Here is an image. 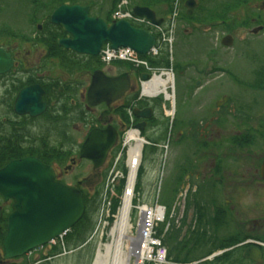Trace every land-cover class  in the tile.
<instances>
[{
  "label": "flooded vegetation",
  "instance_id": "obj_1",
  "mask_svg": "<svg viewBox=\"0 0 264 264\" xmlns=\"http://www.w3.org/2000/svg\"><path fill=\"white\" fill-rule=\"evenodd\" d=\"M196 2L192 14L184 4L188 16H194L200 8L201 3ZM157 16L163 21L159 31H166L167 18ZM51 25L54 30L38 26L35 32L33 43L44 51L31 69L25 66L22 49L29 39L15 36L0 44L13 62L10 71L0 75V170L27 158L44 163L43 154L50 149H70L71 166L62 170L54 158L51 165L44 164L54 168L57 181L77 188L82 196L94 195L96 189L90 193L84 189V182L82 186L79 182L68 185L62 179L84 163L92 164L96 177L103 179L128 133L147 146L151 145L150 137L163 132L170 142L173 138L179 141L182 148L179 172L171 174L173 201L164 206L161 229V240L170 256H176L178 263L196 257L190 264H264V79L242 81L241 85L253 89L243 94L240 81L220 85L213 81H174L163 94L147 96L144 87L152 81L149 69L154 67L150 63L149 69L119 63L115 75L105 73L109 77L127 75L128 91L115 103L91 106L88 91L93 74L102 71V63L99 60V68L91 71L87 68L90 56L61 47L59 42L72 36L62 26ZM261 28L263 32L264 26ZM56 34L60 35L58 48L49 45L55 43ZM226 37H231L234 44L233 36ZM213 58L210 55L207 60ZM227 86L237 88L227 93ZM26 90L25 100L17 106L18 97ZM181 97L188 107L185 115L180 110ZM39 111L43 112L34 115ZM84 131L76 150L73 135ZM93 131L116 137L98 170H94L93 161L79 159ZM12 206V200L5 202L0 196V230L4 223L7 225Z\"/></svg>",
  "mask_w": 264,
  "mask_h": 264
},
{
  "label": "rangeland",
  "instance_id": "obj_2",
  "mask_svg": "<svg viewBox=\"0 0 264 264\" xmlns=\"http://www.w3.org/2000/svg\"><path fill=\"white\" fill-rule=\"evenodd\" d=\"M96 1L98 4H102V0ZM221 1L223 0H202L201 3L207 2L219 5ZM139 2L140 0L121 1V3H125L127 11H131ZM185 2L186 0H175L173 11L165 16V19L167 18L168 20L164 27V30L166 29L165 33L171 35L174 41L170 45L168 52L170 53L169 68L175 74V81H180L181 83L183 81H213L216 85H220L223 82L240 81L238 85L242 94L247 93L245 91H253L245 84H241L243 83L242 81L264 79V70L262 68L264 63H261L264 61V31L261 32L263 28L258 33L252 34L256 29L264 26V0L256 1L233 12L230 19L206 20L205 22H200L198 18L200 13L196 14L198 17H195L196 19L192 21L183 18ZM106 6L105 9L108 8V5ZM162 9L167 10V5L163 6ZM28 15H30V11H28L24 0L0 1V32L6 31L0 34V44L15 36H23L29 39L28 41L30 42L22 45V49L25 55V66L27 69H31L37 65L40 55L44 51L39 44L35 46L33 41L38 26L43 27L45 25L44 20L47 15H38L40 20L37 17H34V19L29 18ZM112 17H114V13ZM228 35L234 37V44L230 48L222 44V40ZM246 46L250 47V49L247 48L249 51L245 50ZM210 55L214 58L207 60ZM115 66L112 65L105 69L106 73L111 76L115 75ZM225 88L227 93L228 91L229 93H234L237 87L227 86ZM180 101L181 114L185 115L188 108L184 103L185 98L181 97ZM80 133H74L73 135L76 150L84 139L85 131ZM45 135L44 138L46 137ZM149 140L151 145L145 146L142 165L140 166L142 171L139 179L136 178V185L137 183L139 184L137 189L134 185L130 221L133 228L126 232V236L134 239V242L138 233L137 227L140 218L138 207L140 203L149 205L158 203V206H163V208L171 203L173 201L170 190L173 186L171 174L179 172V158L181 157L182 149L180 142L175 138L170 142L168 136L163 132L157 133L153 139L150 137ZM136 145L137 142L135 141L130 146H132L133 150H137ZM124 159L125 161H120L118 165L114 163L112 167H116L115 171L112 168L103 179L102 177H96L97 174L93 171V166L90 163H84L81 169L77 168L74 173H70L62 179L68 185H77L79 182V186H82L84 182V189L91 190L90 193L94 189L102 192L99 198L101 206L95 215V231L89 238L88 245L82 249L63 252L57 257H49L48 255L55 250L54 247L62 244L61 238L56 243L39 248L15 263L96 264L99 251L105 255L107 247L113 246L119 239V232L116 231V222L123 210L126 197L125 191L130 177L127 157L125 156ZM69 166H71V163L68 160L65 166H61V169L64 170ZM117 172L122 175L118 179L115 178ZM163 225L164 222L159 223L157 227L158 235L159 231L164 228ZM134 242L129 239L124 241L125 257H129V264H135L133 253L131 254ZM175 257L172 256L171 260H168V264H190V262L196 260L195 257L190 259L189 263H184V261L178 263ZM1 262H4V255L0 250Z\"/></svg>",
  "mask_w": 264,
  "mask_h": 264
},
{
  "label": "water",
  "instance_id": "obj_3",
  "mask_svg": "<svg viewBox=\"0 0 264 264\" xmlns=\"http://www.w3.org/2000/svg\"><path fill=\"white\" fill-rule=\"evenodd\" d=\"M185 6L188 13L192 14L198 3L196 0H187ZM133 13L138 18H146L155 27L163 23L150 8L138 6L133 9ZM51 23L62 26L72 36V39L61 40V47L94 58L100 55L106 43H110L114 50L127 48L141 56L150 54L157 44L156 37L148 31L128 21L108 25L103 19L90 17V8L80 5L57 8L51 15ZM261 29H256L254 33ZM223 45L232 46V38L226 37ZM12 66L11 56L0 49V75L9 72ZM129 84L127 75L109 77L104 71H96L88 91L90 105L115 103L128 91ZM27 92L29 90L20 94L17 106L22 105ZM44 108L43 105V111ZM115 140L116 137L107 132L93 131L82 146L79 159L91 160L94 170L100 169ZM56 179L52 166L34 158L12 162L0 170V196L5 202L13 201L3 241L4 262L22 258L55 243L71 232L84 217L86 205L81 191ZM2 217L3 211L0 209V220Z\"/></svg>",
  "mask_w": 264,
  "mask_h": 264
},
{
  "label": "trees",
  "instance_id": "obj_4",
  "mask_svg": "<svg viewBox=\"0 0 264 264\" xmlns=\"http://www.w3.org/2000/svg\"><path fill=\"white\" fill-rule=\"evenodd\" d=\"M2 2V0H0ZM12 1V0H8ZM121 1L123 0H102V4H98L96 0H24L28 11H30L29 18L34 19V17L38 18V15H47L43 25V30H54L50 23V16L51 14L59 7L63 5H80L90 8L91 16L94 18L103 19L106 23H112V15L117 10L118 6L120 5ZM139 1V0H138ZM200 3L202 0H198ZM256 1L259 0H223L220 2L219 5H213L211 3H201L200 8L195 12L194 16H188L184 13L183 18L194 20L198 16L196 14L200 13L199 19L200 22H205L206 20H226L230 19V16L233 12L238 11L241 8H244ZM175 0H140L139 4H136L134 7H147L155 11L158 15L166 16L167 14L171 13L174 8ZM98 5V8H97ZM108 8L105 9V7ZM167 5V10H163V6ZM104 10H106L104 12ZM196 17V18H195ZM30 19V20H32ZM39 19V18H38ZM40 20V19H39ZM36 22V21H35ZM149 32L151 29H147L141 27ZM38 29V28H37ZM61 29V28H60ZM6 31H1L0 34ZM154 36L158 39L159 35L154 34ZM60 35L56 34L54 37L55 43L49 44L51 47L57 45V39ZM167 47L162 46L160 55L158 58L149 59L151 66L153 67H160V68H167L169 67L170 61V53L168 52ZM119 64V63H118ZM116 64V65H118ZM87 68L91 71L97 70L100 66L99 58L89 57V62L87 64ZM104 69L102 65V70ZM72 155V151L66 148H53L49 150V153L45 152L43 154L42 161L46 164L51 165V159H56L59 165L62 167L65 166ZM142 171V168L139 170V175ZM138 183L136 185V189L138 187ZM101 190H97L94 195H88L83 193L84 202L86 205V212L82 220L69 232L63 239L62 244L59 246L54 247V251L50 253L49 257H57L58 255L62 254L63 252H69L73 249H82L84 246L89 244L90 237L92 236L93 232L95 231L96 222H95V215L100 209V201L99 198L101 196ZM7 234V225L4 223L3 228L0 230V250L3 249V241ZM159 237H161V230L159 231ZM166 246V245H165ZM169 252V251H168ZM25 258L15 259L8 264H16L15 262ZM169 259L171 260V256L169 253ZM184 263H189V260L184 261ZM191 263V262H190ZM24 264H29V262H25Z\"/></svg>",
  "mask_w": 264,
  "mask_h": 264
},
{
  "label": "built area",
  "instance_id": "obj_5",
  "mask_svg": "<svg viewBox=\"0 0 264 264\" xmlns=\"http://www.w3.org/2000/svg\"><path fill=\"white\" fill-rule=\"evenodd\" d=\"M114 21H135L139 24L150 25V23L146 20L136 19L133 14L125 9V3H122L118 10L114 13L113 17ZM171 43V39L167 38L165 34L162 37V43ZM159 54V48H156L152 51V56H157ZM100 60L102 64L109 66L114 62H124L128 63L135 68H145L149 69V63L147 60L142 59L138 54L133 52L130 49L122 48L119 50H114L111 44H106L103 47L101 52ZM153 73L152 81L147 84V87H144V91L147 96H156L153 93L163 94L166 92V89H169L171 84H173V80L171 81L169 77L174 78V74L171 69H149ZM133 133H128L125 136L123 147L116 159L115 165L122 160L124 156L127 157V164L130 170V176L134 167H137L135 175L137 176L138 169L142 163V146L143 141L138 137H134ZM137 142L135 146L137 150H133L131 143ZM135 151V152H134ZM134 153V154H133ZM133 155V156H132ZM132 161V166H131ZM115 166L113 167V171H115ZM120 175V176H119ZM122 175L117 172L115 178L118 179ZM130 178V177H129ZM126 195L131 196L133 198V190L128 191L126 188ZM139 222H138V233L135 238V243L137 245V253L136 251L133 253V259H135V264H168V250L162 244L161 239L158 237L157 227L159 223H163L164 221V208L151 205H139ZM120 216L116 222V229L120 223ZM131 221V218H130ZM132 225L130 228H127V232L132 229ZM127 234V233H126ZM134 240V239H133Z\"/></svg>",
  "mask_w": 264,
  "mask_h": 264
},
{
  "label": "bare ground",
  "instance_id": "obj_6",
  "mask_svg": "<svg viewBox=\"0 0 264 264\" xmlns=\"http://www.w3.org/2000/svg\"><path fill=\"white\" fill-rule=\"evenodd\" d=\"M169 79L172 81V77L170 76ZM153 93V95L158 94ZM136 137V136H134ZM135 152V151H134ZM134 154V153H133ZM133 156V155H132ZM131 166H132V161H131ZM137 170V167H134V170L132 171V174L129 178L128 181V186L127 190L132 191L134 189V185H136V175L135 172ZM132 201H131V196H126L125 197V202L123 206V210L120 214V223L118 225V228L116 231L119 232V239L114 243L113 246L107 247V252L104 255L101 251L98 253L97 261L96 264H129V257H125V252H124V241L126 239L132 240L126 236L127 228H130V218H131V207H132ZM137 245L134 242V246L132 248V252L134 253L136 251L137 253ZM111 255V256H110Z\"/></svg>",
  "mask_w": 264,
  "mask_h": 264
}]
</instances>
